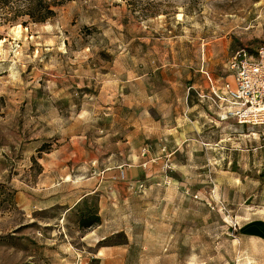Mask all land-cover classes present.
I'll use <instances>...</instances> for the list:
<instances>
[{
	"label": "rangeland",
	"instance_id": "374dc122",
	"mask_svg": "<svg viewBox=\"0 0 264 264\" xmlns=\"http://www.w3.org/2000/svg\"><path fill=\"white\" fill-rule=\"evenodd\" d=\"M0 34V264H101L97 248L121 244L111 264H264L263 126L193 94L205 116L177 166L148 169L172 85L223 83L234 52L264 45V0H73ZM87 209L101 216L85 229Z\"/></svg>",
	"mask_w": 264,
	"mask_h": 264
},
{
	"label": "crops",
	"instance_id": "0c3cea01",
	"mask_svg": "<svg viewBox=\"0 0 264 264\" xmlns=\"http://www.w3.org/2000/svg\"><path fill=\"white\" fill-rule=\"evenodd\" d=\"M229 62V61H228ZM228 69V67H227ZM204 73V72H203ZM205 80L207 83V86L202 88V91H206L208 93L210 92H215L221 93L223 89V85L225 81H230L231 76L229 75L226 79H224L223 83L219 84L218 81H216L213 76L209 72L204 73ZM194 88H197L194 85ZM204 89V90H203ZM193 94H188V88L186 91L183 90V88L180 85L173 84L172 85V90L170 91V99L168 101V104L165 106V118L169 119V122L171 123V126L169 128V139H166V144H164V148L154 150L153 156H160L159 158H154L151 159L150 165H148V169L152 170V172L156 173L158 171H161L164 169V167H168L170 169H173V167L177 166L175 162V155L177 152H180V148L182 145L191 138L189 136V130L194 129L196 127V123L190 122L188 119H199L203 118L205 116L204 108L199 104L194 103L195 97L192 96ZM189 98H191L189 100ZM147 108L146 112H144L149 118L148 119H156V106L153 105L152 107L149 106V103L145 106ZM144 108V105H143ZM210 111V109H208ZM212 114H216L214 111H210ZM217 117V115H215ZM220 119L219 117H217ZM190 122V123H188ZM168 140V141H167ZM178 141L181 142V145H178ZM122 165H119L115 167L114 169H111L110 174H105L104 178H109L111 177L112 181H110V184H118L119 181L121 180V172L124 171ZM144 167V166H143ZM145 168V167H144ZM147 168V166H146ZM105 172H108L107 170ZM135 175H144L143 171H134ZM151 173V171H150ZM110 175V176H109ZM103 177V176H102ZM101 186H102V180L100 181V184L96 187L94 192L91 191H85L82 192L77 200H74L73 203H69L68 205L65 206L64 211L67 212L73 208V206H76L81 200H84L87 198L89 195L101 191ZM100 203H102V200H100ZM55 206V205H52ZM37 208V207H35ZM44 210V207H42ZM101 216V213L99 214ZM102 220V219H101ZM102 227V224L98 225L97 229L91 233V236L89 237L90 239L92 238H99V240H95V244H98L101 240H106V235L101 234V230L99 228ZM91 246V245H89ZM105 249V250H103ZM119 253H118V252ZM119 254V258H121L124 261V252H126V249L122 245H117V246H107V247H99L97 248V254H98V259L100 260L101 264H111L113 262L114 257H106L109 254L116 253ZM105 256V257H102ZM115 261H119L117 258Z\"/></svg>",
	"mask_w": 264,
	"mask_h": 264
},
{
	"label": "built area",
	"instance_id": "2783aa9c",
	"mask_svg": "<svg viewBox=\"0 0 264 264\" xmlns=\"http://www.w3.org/2000/svg\"><path fill=\"white\" fill-rule=\"evenodd\" d=\"M230 81H225L221 93H205L194 87L200 103L214 108L220 119H235L240 125L264 127V45L234 52L228 62ZM122 177L125 173H121Z\"/></svg>",
	"mask_w": 264,
	"mask_h": 264
},
{
	"label": "trees",
	"instance_id": "16d2710c",
	"mask_svg": "<svg viewBox=\"0 0 264 264\" xmlns=\"http://www.w3.org/2000/svg\"><path fill=\"white\" fill-rule=\"evenodd\" d=\"M71 1L73 0H0V27L18 24L27 27L29 23H46L53 20L58 11ZM43 149L44 147L41 151ZM99 222L98 214L87 209L81 213L79 225L88 229Z\"/></svg>",
	"mask_w": 264,
	"mask_h": 264
},
{
	"label": "bare ground",
	"instance_id": "6f19581e",
	"mask_svg": "<svg viewBox=\"0 0 264 264\" xmlns=\"http://www.w3.org/2000/svg\"><path fill=\"white\" fill-rule=\"evenodd\" d=\"M18 28H20V26Z\"/></svg>",
	"mask_w": 264,
	"mask_h": 264
}]
</instances>
